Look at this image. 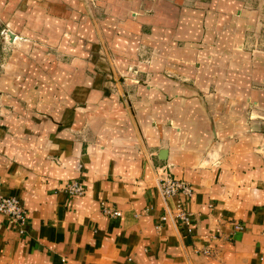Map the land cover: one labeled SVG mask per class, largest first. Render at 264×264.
Masks as SVG:
<instances>
[{
    "label": "crops",
    "instance_id": "crops-1",
    "mask_svg": "<svg viewBox=\"0 0 264 264\" xmlns=\"http://www.w3.org/2000/svg\"><path fill=\"white\" fill-rule=\"evenodd\" d=\"M98 8L95 19L85 0H0L11 40L27 27L42 40L48 22L59 47L1 73L48 69L59 82L44 86L50 99L38 84L0 85L18 94L0 118V191L28 213L24 232L0 213V264H264V0ZM104 38L124 64L144 59L149 85L131 83L130 99L105 89ZM167 178L194 189L181 195L193 234L175 219L157 228L177 202L159 190ZM77 179L86 191L72 196Z\"/></svg>",
    "mask_w": 264,
    "mask_h": 264
},
{
    "label": "rangeland",
    "instance_id": "rangeland-1",
    "mask_svg": "<svg viewBox=\"0 0 264 264\" xmlns=\"http://www.w3.org/2000/svg\"><path fill=\"white\" fill-rule=\"evenodd\" d=\"M85 2L88 4L89 11L91 12L93 18L97 19V10H99L98 0H85ZM45 25L46 29L42 28L40 31L42 40L37 38V35L33 36L34 30L32 27H27V30L20 32L19 38L14 41L11 40V33L8 32L9 27L0 23V85L5 84L9 87L15 83L17 84V82L22 83L23 81L26 82L27 85L29 84L31 86L38 84L42 87V98L50 99V93L46 91L44 86H48L51 83L59 81L56 80V77L51 75L48 69H43L41 74L36 75L34 73H28L26 76H14L8 74L4 76L1 75L3 72L7 73V71H10L12 73L13 70L15 71V69H12L11 61L19 54H23L30 58L31 66H33L34 55L39 52L43 65L50 63L47 54H51L55 48L59 47L54 46L50 42V36L53 29L50 28L48 22H46ZM27 31H29V34L26 33ZM101 44H103V52L106 55V70L104 78L106 84L105 89L108 90L107 93L111 92L112 95L117 94L119 86L122 85L123 88L126 89L125 91H122V97L124 99L132 98L131 94L133 93H130V91L127 90L130 88V84H137L140 85V87L145 88L147 83V78L142 76L145 72V67L141 64L144 59H140V62L136 61L135 63L124 64L120 61L118 58L119 55L113 50L112 45L106 40V38H104V41ZM141 54H143V51H141ZM32 97L33 95H30V98ZM17 99V93H13L12 91L6 93L0 91V118L7 113V105L11 103V101H15Z\"/></svg>",
    "mask_w": 264,
    "mask_h": 264
},
{
    "label": "built area",
    "instance_id": "built-area-1",
    "mask_svg": "<svg viewBox=\"0 0 264 264\" xmlns=\"http://www.w3.org/2000/svg\"><path fill=\"white\" fill-rule=\"evenodd\" d=\"M159 190L163 197H177L176 206L174 209L166 210V212L160 217V223L157 224V228H160L162 223L175 219L179 221L184 231L188 234H193L197 224V218L193 212L187 209L185 199L181 197L184 195L186 198H191L194 194V189L187 181L183 179L167 178L160 182ZM65 191L72 196H81L85 193L86 188L81 180H74L70 182ZM103 212L111 217H121L122 211L114 208L113 206L102 203ZM0 213L9 217L13 222L21 226V232H24L25 226L28 222L27 210L21 201L16 196L4 195L0 191ZM233 231L238 232L244 229V225L241 223H232ZM197 252L206 256L213 255V249L211 247H205L204 249H197Z\"/></svg>",
    "mask_w": 264,
    "mask_h": 264
},
{
    "label": "water",
    "instance_id": "water-1",
    "mask_svg": "<svg viewBox=\"0 0 264 264\" xmlns=\"http://www.w3.org/2000/svg\"><path fill=\"white\" fill-rule=\"evenodd\" d=\"M11 35H12V37H13V34L11 33ZM147 85H149V82L147 81V83H146V86ZM204 152H206V151H203V153L202 154H205ZM201 154V155H202ZM160 157L162 158V159H167V157H168V151L166 150V149H164V150H162L161 151V153H160Z\"/></svg>",
    "mask_w": 264,
    "mask_h": 264
}]
</instances>
